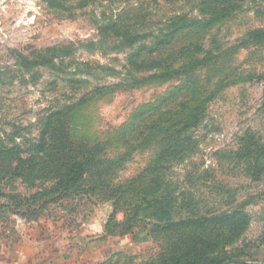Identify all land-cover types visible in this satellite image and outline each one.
Listing matches in <instances>:
<instances>
[{
  "label": "rangeland",
  "instance_id": "obj_1",
  "mask_svg": "<svg viewBox=\"0 0 264 264\" xmlns=\"http://www.w3.org/2000/svg\"><path fill=\"white\" fill-rule=\"evenodd\" d=\"M263 93L264 0H0V244L264 264Z\"/></svg>",
  "mask_w": 264,
  "mask_h": 264
},
{
  "label": "crops",
  "instance_id": "obj_2",
  "mask_svg": "<svg viewBox=\"0 0 264 264\" xmlns=\"http://www.w3.org/2000/svg\"><path fill=\"white\" fill-rule=\"evenodd\" d=\"M22 239L13 237L0 244V264H62L69 259L56 254L54 250L47 251L40 244L26 243ZM112 252H108V255Z\"/></svg>",
  "mask_w": 264,
  "mask_h": 264
},
{
  "label": "trees",
  "instance_id": "obj_3",
  "mask_svg": "<svg viewBox=\"0 0 264 264\" xmlns=\"http://www.w3.org/2000/svg\"><path fill=\"white\" fill-rule=\"evenodd\" d=\"M263 96H264V93H263ZM263 104H264V99H263ZM137 121V117L134 119V121H132L128 126H127V129L126 130H121V133L120 135V138L123 140V141H126L127 144L129 145L127 147V151L128 152H135L136 150H138V146H135L133 145V143H138L140 141H146V140H149L153 137H159L158 134L161 133V123L160 121H156V122H153V121H150V122H145V119H143V123H141V125L137 122H140V121ZM177 123V122H176ZM179 129L176 130V132H178ZM173 138H176L175 135L172 136ZM132 144V145H131ZM101 170H104V166L105 164H101ZM134 178L131 179V182ZM127 186H125L124 189H126ZM123 188H121V192L124 191ZM114 254V252L112 253ZM173 260V257L171 258V261ZM173 263L171 264H178L177 261L174 259L172 261ZM169 263V262H168Z\"/></svg>",
  "mask_w": 264,
  "mask_h": 264
}]
</instances>
